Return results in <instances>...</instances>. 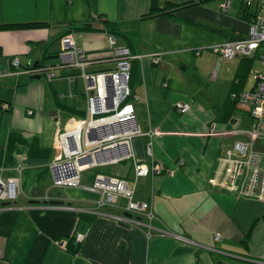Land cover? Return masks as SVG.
<instances>
[{
    "label": "crops",
    "instance_id": "0c3cea01",
    "mask_svg": "<svg viewBox=\"0 0 264 264\" xmlns=\"http://www.w3.org/2000/svg\"><path fill=\"white\" fill-rule=\"evenodd\" d=\"M165 1L188 0H158L159 5ZM225 2L228 7L223 11L220 5ZM242 2H234L237 9L229 14L230 0H210L182 7L174 12L177 19H172L165 14L145 17L149 0H0V23L48 25L0 30V175L13 177L16 166L23 168L22 193L0 202V264H264V200L237 197L209 183L218 157L237 139V132L224 134L231 129L213 134L208 129L214 122L232 127L238 121L232 115L234 109L238 111L235 104L231 109L224 105L230 88L235 89L231 82L237 67L219 111L207 118L193 112L197 103H219L222 84L219 79L210 82L208 68L225 64V75L231 63L216 61V54L204 47L247 35L249 21L238 16ZM101 19L119 24L118 31L112 35L101 30ZM89 21L96 30L72 31L76 46L90 60L85 71L114 67L110 35L118 45L128 47L134 70L130 89L139 96L133 102L135 114L139 108L137 123L143 130H156L152 159L162 171L140 178L136 192L138 200L151 201L153 224L161 229L149 238L142 228L118 223L112 214H97L95 191L54 186V193L47 192L48 200L61 202H43L52 183L48 166L59 152L57 134L71 125L59 119L60 110L69 119L81 111L72 89L77 79L82 82L78 72L65 74L63 69L71 65L44 63L48 54L58 56L60 37L70 25ZM14 57L20 60L16 68L11 62ZM56 68L63 70L67 98L54 84ZM48 69L53 72L51 79L44 72ZM214 83L218 86L211 87ZM212 89L218 92L210 95ZM242 89L246 88L230 95ZM176 103H187L190 110L180 113ZM51 110L56 111L52 116ZM210 136L214 141L209 143ZM144 141L134 137L131 150L137 159L148 162ZM126 161L127 166L112 175L129 177L131 160ZM32 199L37 202L30 204ZM79 212L94 215L89 225H81ZM87 227L77 253L58 245ZM216 233L219 239L214 238Z\"/></svg>",
    "mask_w": 264,
    "mask_h": 264
},
{
    "label": "built area",
    "instance_id": "2783aa9c",
    "mask_svg": "<svg viewBox=\"0 0 264 264\" xmlns=\"http://www.w3.org/2000/svg\"><path fill=\"white\" fill-rule=\"evenodd\" d=\"M252 2L253 0H245L247 6ZM227 7V2L220 5L223 11ZM253 11L248 35L206 47L220 59L252 57L259 51L263 64V71H254L255 81L251 88L231 94L236 109L250 117V127L242 132V138L224 148L209 183L237 197L264 200V0H257ZM60 43L59 65H71L79 69L78 77L82 79L87 106L83 116L71 118L72 125L66 126L57 134L59 152L49 165L51 186H72L95 191L100 195L96 205L101 214L108 216V210L115 208L117 213H113L112 217L118 223L142 228L146 238L160 233L161 229L153 224L156 217L151 201L136 198L139 179L161 173L162 169L152 159V142L156 130L149 127L143 130L138 124L136 126L133 102L139 96L134 95L130 89L131 55L128 47L118 45L110 35L108 47L114 53V67L106 71L87 72L85 66L90 60L76 46L73 32L62 35ZM11 62L14 67H18L17 57ZM44 72L47 79L53 77L50 69ZM73 78L68 77L70 81ZM175 108L180 113L190 110L187 103H176ZM232 132L228 130L224 134ZM134 137L145 139L143 148L148 162L137 159L132 152L130 141ZM107 146L111 148L104 149ZM125 160H131L130 178L96 172L90 184L80 181L81 173L87 168L94 170L99 166ZM22 169L21 165L16 166L17 175L13 177L0 175V202L12 201L20 195ZM43 197L47 199V192ZM128 212L131 215L129 217L126 215ZM87 231L88 228L77 231L74 240L82 241ZM219 237L218 233L214 235L215 239ZM58 245L64 248L66 240L58 241Z\"/></svg>",
    "mask_w": 264,
    "mask_h": 264
},
{
    "label": "rangeland",
    "instance_id": "374dc122",
    "mask_svg": "<svg viewBox=\"0 0 264 264\" xmlns=\"http://www.w3.org/2000/svg\"><path fill=\"white\" fill-rule=\"evenodd\" d=\"M220 0H217V2H219ZM223 1V0H222ZM231 3H232V9L229 10V14H232L235 10V8L237 9V6H234L233 3L236 2L237 4V1H240V0H230ZM256 3H257V0H253L252 4L249 6L251 7L253 10L256 8ZM248 35V33H247ZM206 52H209V51H205L204 53ZM260 54L261 52H256L252 57H247V58H244V57H241V56H236V57H233L229 60H226V61H230V70H228V73L225 75L223 74V69L225 68V64L220 67H215L214 66H209L208 68V72L210 73V82H214L216 81L217 79L220 80L221 84L220 87L222 88L221 90V94H220V100H219V103H197L196 106H193V112L196 116H199V117H203V118H207V117H212L214 116L215 112L213 113V111H219L220 107H221V100L225 97V95L227 94V91H228V88H229V83L231 82V78L233 77L234 75V71H235V67H237V70H236V73L234 75V79L233 81L231 82V85L233 86L234 83H236L237 80H239L240 78H238V76L242 73V76H241V81H240V86L239 88H251L253 85H254V78H253V74H254V71H263V64H262V61H261V58H260ZM206 55H208L206 53ZM205 55V56H206ZM215 56V59L216 61L219 59L217 55H214ZM48 57V60L46 63L44 64H47V65H50V64H54L55 66H58L59 63H60V60L58 58V56H52L51 54H48L47 55ZM245 59V61H244ZM211 63H213V59L211 60V57L209 58V60ZM20 62V60H19ZM239 62V66H236V64ZM244 64V66H246V68L243 70L242 69V65ZM51 67V66H50ZM88 68V67H87ZM229 68V67H228ZM58 70V71H57ZM63 70H66L67 73L65 74H68V73H77L79 71V69L77 67H66L64 68ZM63 70H59L58 68H56L54 70L55 72V75L57 76L56 80L57 82H53L55 84V86L61 90V91H65V96L63 94V98H67L69 96V92L67 90V84L64 80V77L61 78L62 76V72ZM59 79V80H57ZM62 80V81H60ZM218 86V83H214L211 87H216ZM72 87H74V83H72ZM231 88H230V92L229 94L227 95V98L228 96L230 95L231 93ZM210 95H214L213 93L215 92H218V90L216 89H212V90H209L208 91ZM220 92V91H219ZM72 93L75 98V105L77 108H79L80 110H85L86 109V99H85V96L82 95L83 94V85H82V82L80 81V79H77L76 80V88L74 89V92H73V89H72ZM72 101V99L68 98L66 100V103L69 104V102ZM72 104V103H71ZM214 105V106H213ZM137 111V114L136 116L138 115L139 113V108L136 109ZM60 113L59 114V119H62L63 121L62 122H65L66 120L68 121L69 120V117L67 116V114L65 112H62L60 110ZM233 117L234 118H237L238 121L237 123H235L232 127H227V125L225 124L223 127H221V125L217 124V126H215V122L213 124L210 125V127L208 128L209 129V133L210 134H213L215 133L216 131H220V130H227L228 129H231L232 131L234 132H237L236 134V138L239 139L241 136H242V132L245 131L246 129L249 128V123L251 122L250 120V117L245 114V113H241L239 110L236 111L234 109L233 113H232ZM76 117L77 118H80L82 115L81 113H73L71 115V117ZM220 122V121H219ZM213 125V126H212ZM216 137H219V136H216ZM220 138V137H219ZM211 141H214L213 140V137H209L208 138V142L210 143ZM129 162L128 161H124V162H119L117 164H108V165H105V166H101L99 167L100 170L103 172V173H107V174H114V172H117L119 168L121 167H124V166H127ZM93 172V169L91 168H87L85 169L82 173H81V183L83 184H89V180H88V175ZM47 176H50L51 179H52V175L51 173H47ZM46 181V178H44V180H42V183H44ZM45 184V183H44ZM43 184V188H44V185ZM55 189H49V193H54Z\"/></svg>",
    "mask_w": 264,
    "mask_h": 264
},
{
    "label": "trees",
    "instance_id": "16d2710c",
    "mask_svg": "<svg viewBox=\"0 0 264 264\" xmlns=\"http://www.w3.org/2000/svg\"><path fill=\"white\" fill-rule=\"evenodd\" d=\"M210 0H188L185 2H172V1H165L163 3L162 6L159 5L158 0H149L150 4H149V11L146 14L145 17L154 15V14H165L166 16L172 18V19H177L176 15L174 14L175 11L179 10L182 7H186V6H191L194 4H203L206 3ZM243 4L240 7V10L238 12V16L240 18H243L247 21H250L252 19V16L254 14V11L251 7L247 6L245 1L243 0L242 2ZM94 21V19L92 20V22ZM92 22H86V23H81V24H76V25H70L67 28V31L65 34L69 33V32H86V31H92V30H96L94 27H92ZM102 22V28H100L101 30H106L109 34H114L115 32L118 31L119 29V24L108 21L107 19H101ZM48 26L45 22L42 21H38V22H14V23H0V30L3 29H12V28H25V27H45ZM224 31V30H222ZM227 34H231L232 33H227ZM238 36H231L229 38V40L234 39ZM247 58V57H244ZM245 61V59H244ZM131 65H130V74H131V80L130 82H132V75H133V69L131 72ZM246 68V66H244V64L242 65V69L244 70ZM243 73V71H242ZM242 73L238 76V78L241 79ZM238 80L237 83H234V85L232 87H235V89H232L231 91H237L236 89L239 88L240 86V81ZM235 104L234 99L231 97V95L228 96V98H226V101L224 102V105L229 106L228 109L233 108ZM78 113H81V115H84L85 111L78 110ZM71 115V114H70ZM131 165V164H130ZM99 168H94L93 172H91L88 175V180L89 183L92 182V178L93 175L99 171ZM49 190V188L46 190V192ZM78 217H79V222L81 223V225H89L91 220L94 218V215H91L87 212H79L78 213ZM264 218V217H263ZM78 222V223H79ZM66 240V246H65V250L75 254L79 251L80 248V243L81 242H76L74 240V234L72 235H68L66 237H64Z\"/></svg>",
    "mask_w": 264,
    "mask_h": 264
},
{
    "label": "clouds",
    "instance_id": "9594fccd",
    "mask_svg": "<svg viewBox=\"0 0 264 264\" xmlns=\"http://www.w3.org/2000/svg\"><path fill=\"white\" fill-rule=\"evenodd\" d=\"M245 1V0H244ZM69 33H71V32H69ZM68 34V33H67ZM65 35V34H64ZM112 36V35H111ZM57 54H58V52H57ZM19 65H20V62H19ZM18 65V66H19ZM131 65V64H130ZM73 67V66H72ZM16 68V67H15ZM69 77V76H68ZM61 97L63 96V93H61V95H60ZM85 111V110H84ZM83 116V115H82ZM71 118H76L75 116L74 117H70V119H69V123H71V125H72V121H71ZM63 130V129H62ZM126 161V160H125ZM122 162H124V161H122ZM119 163V162H118ZM117 164V163H116ZM99 167H101V166H99ZM99 167H97V168H99ZM48 168H49V166H48ZM100 169V168H99ZM97 172H102L101 170H99V171H97ZM104 174H106V173H104ZM106 175H112V174H106ZM94 176V175H93ZM115 176H120V175H115ZM131 176V175H130ZM130 176L129 177H127V175H124V177H126V178H130ZM90 184V183H89ZM51 185H52V183H51ZM52 187H54V186H52ZM49 189H51V187L49 188ZM53 189V188H52ZM91 191V190H90ZM22 193V192H21ZM20 193V194H21ZM97 193V192H96ZM99 195V194H98ZM19 196V195H18ZM99 197H100V195H99ZM33 200V199H32ZM97 202V201H96ZM96 202H95V208L97 209V205H96ZM108 211H110V214H113V213H117V211H116V209L114 208V209H109ZM98 213L97 214H100L101 212L99 211V209H98V211H97ZM112 217V216H111ZM113 218V217H112ZM139 218H141V217H139ZM114 219V218H113ZM122 224V223H121ZM88 229H89V227H87ZM87 233H88V231H87ZM74 237H75V234H74ZM83 241V240H82ZM77 242V241H76ZM81 242V241H80ZM65 248V247H64Z\"/></svg>",
    "mask_w": 264,
    "mask_h": 264
},
{
    "label": "water",
    "instance_id": "95a60500",
    "mask_svg": "<svg viewBox=\"0 0 264 264\" xmlns=\"http://www.w3.org/2000/svg\"><path fill=\"white\" fill-rule=\"evenodd\" d=\"M203 48V47H202ZM204 49H207L206 47H204ZM35 66H40V63H36V64H34ZM56 113V111L55 110H51L50 112H49V115H54ZM137 124H138V126H139V123H136V126H137ZM124 145H125V142H124ZM109 148H111V146H107L106 148H104V149H109ZM88 159H90V157H88ZM34 202H37L36 200H30L29 201V203L30 204H33ZM44 203H49V204H51V205H57V204H59L60 202L58 201V200H56V199H52V200H45V201H43ZM126 215L129 217V216H131L130 214H129V212L128 213H126Z\"/></svg>",
    "mask_w": 264,
    "mask_h": 264
},
{
    "label": "flooded vegetation",
    "instance_id": "af4514ba",
    "mask_svg": "<svg viewBox=\"0 0 264 264\" xmlns=\"http://www.w3.org/2000/svg\"><path fill=\"white\" fill-rule=\"evenodd\" d=\"M129 84H130V82H129ZM48 170L50 171V173H51V170H50V168H48ZM51 189H52V186H51ZM47 192H49V191H47ZM49 198H48V196H47V199H45V200H48Z\"/></svg>",
    "mask_w": 264,
    "mask_h": 264
},
{
    "label": "bare ground",
    "instance_id": "6f19581e",
    "mask_svg": "<svg viewBox=\"0 0 264 264\" xmlns=\"http://www.w3.org/2000/svg\"><path fill=\"white\" fill-rule=\"evenodd\" d=\"M20 183H21V184L23 183V180H22V178L20 179Z\"/></svg>",
    "mask_w": 264,
    "mask_h": 264
}]
</instances>
